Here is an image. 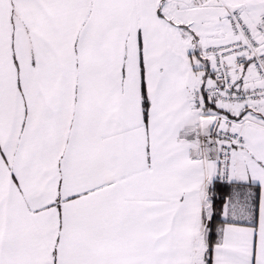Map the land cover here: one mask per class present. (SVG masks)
Instances as JSON below:
<instances>
[{"label":"snow or ice","instance_id":"obj_1","mask_svg":"<svg viewBox=\"0 0 264 264\" xmlns=\"http://www.w3.org/2000/svg\"><path fill=\"white\" fill-rule=\"evenodd\" d=\"M0 264H264V0H0Z\"/></svg>","mask_w":264,"mask_h":264}]
</instances>
